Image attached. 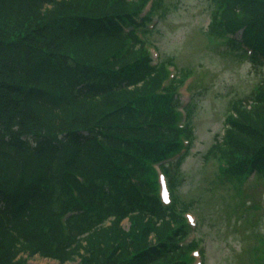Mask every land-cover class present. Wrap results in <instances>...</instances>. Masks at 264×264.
I'll use <instances>...</instances> for the list:
<instances>
[{"label": "trees", "instance_id": "trees-1", "mask_svg": "<svg viewBox=\"0 0 264 264\" xmlns=\"http://www.w3.org/2000/svg\"><path fill=\"white\" fill-rule=\"evenodd\" d=\"M148 1L0 0V264H187L201 245L177 190L195 137L194 103L183 113L178 95L191 70L154 63ZM214 6L208 32L264 65V0ZM256 87L206 153L233 182L264 179V77Z\"/></svg>", "mask_w": 264, "mask_h": 264}, {"label": "rangeland", "instance_id": "rangeland-1", "mask_svg": "<svg viewBox=\"0 0 264 264\" xmlns=\"http://www.w3.org/2000/svg\"><path fill=\"white\" fill-rule=\"evenodd\" d=\"M160 2L153 31L148 34L153 58L172 56L177 71L192 73L181 89V99L194 103L195 137L181 165L177 190L181 200L193 202L190 213L197 226L192 235L202 240L204 250L195 262L264 264V179L252 176L247 185L227 181L219 175V158L206 155L224 135L232 101L251 94L264 77V66L253 65L208 32L214 0ZM27 262L81 264L79 258L61 263L39 254Z\"/></svg>", "mask_w": 264, "mask_h": 264}]
</instances>
